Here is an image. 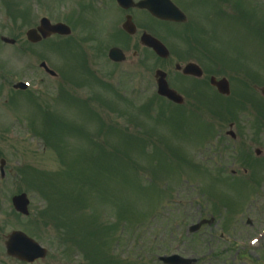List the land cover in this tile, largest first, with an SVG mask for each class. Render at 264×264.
Masks as SVG:
<instances>
[{"label":"rangeland","instance_id":"374dc122","mask_svg":"<svg viewBox=\"0 0 264 264\" xmlns=\"http://www.w3.org/2000/svg\"><path fill=\"white\" fill-rule=\"evenodd\" d=\"M28 1L6 0L4 2L0 0L3 5L0 6V35L25 36L26 30L32 23H37L43 15L59 19L71 11L77 14L79 8L72 5L71 0H65V3L58 0H42L36 2L33 7ZM25 4L29 10L26 14L28 18L25 12H14V9L19 6L21 9L26 7ZM261 6L264 7V3ZM31 10L33 12H30ZM258 29L264 36V15L259 19ZM83 30H87V27H77L75 35L77 38L74 41L80 42L79 38ZM231 30L234 32L232 34H236V30ZM222 32V29H216L208 35L216 36L220 41L214 44V40L209 39L211 44L208 47H213L209 66L222 69L232 78L246 82L253 79L252 75H248L249 73L264 74V42L257 33H251L250 37L247 32L240 33L249 38H237L236 35L240 36L239 33L232 35L233 41H228L226 44V37ZM226 32L229 33V31ZM252 32H254L253 28ZM201 33L202 35L208 34L205 29H202ZM97 35L98 33L95 36ZM198 40L202 41L203 38L199 37ZM0 48H2L0 49V70L12 75L13 81L28 68L34 67L26 63L28 56L24 58L17 54L16 47L0 44ZM84 49L89 58V68L98 70L94 74L98 73L99 77L95 76L102 80L99 81L89 76L90 84L88 86L85 84L86 89L79 90V94L85 95V99L89 98L87 97L88 87L92 90H90L91 93H94L91 96L93 98L86 102L89 109L86 108L85 103L81 108L84 121L80 117L77 122L71 119L66 120V124H63L66 129L61 124H54V129L51 130L53 136L59 134L62 138L67 132L74 131L80 134L78 126L83 125V132L86 134L81 139L82 144L80 136L71 135L63 143L65 146L59 143L58 147H54L50 143L49 149L45 150L44 143L38 138L37 132L44 134L49 127L45 123L55 121V117L51 118L50 115L44 116V123L37 119L38 116L36 117L38 122L30 123L29 113L25 112L22 116L20 110L14 109L17 118H14L13 111H11V113H5L7 119L4 122L0 120V157L7 159L6 173L4 177L0 176V219L3 221V230L13 225L18 226L17 224H21V227L28 231H39V227H43L38 219L30 220V218L17 215L16 221L14 219L12 214L14 211L12 212L7 199H11L14 193L26 191L31 198L32 214H36L49 205L51 228H55V234L62 238L59 243L73 245L83 250L87 257L84 261L87 264L92 263L94 250L97 248L101 252V261L102 251H107L108 255V251L111 250L109 255L117 253L120 257L112 263L159 264L156 255L158 249L161 250V240L164 238L163 229L168 227L167 235L172 228L177 235L179 232L187 233L189 225L196 222L199 215L206 216L211 211L218 212L211 199H218L217 203L222 202L223 204L232 200L228 194H222L221 186L209 185L210 172L222 161L220 156L212 151L201 152L203 146L197 148L198 150L194 149L196 142L190 145L189 133H182L181 138H177L172 122H170L171 129L161 122L158 126L153 124L150 127L152 133L148 135L151 140L150 146L145 140L131 139L125 134H120L122 131L118 129L124 131L123 124L127 120L126 116L118 117L125 105L121 98L144 106L151 104L153 108L159 107V110L163 106L165 115L170 118H175L173 108L156 98L152 92L144 95V91L153 88L155 84L153 82L149 86L143 85L139 82V75L137 78L128 79L119 74L117 77L115 75V77H107L104 80L111 84L102 82L107 67L101 59L96 61L98 52L94 50L92 44H84ZM74 50L81 51L79 43L74 44V48L70 49L71 56L76 58L77 54ZM30 51L33 53L32 50ZM51 58V61H54L58 57L53 54ZM80 77L82 83L88 81L83 75ZM263 77H257L261 81L259 83H264ZM52 80L51 77L48 79L43 77L41 87L56 84L50 83ZM73 87H75L73 82L68 85L70 91L77 94V90ZM137 90L142 93L137 94ZM4 92H6L5 88ZM127 93L132 99H127ZM141 95L144 99L140 98ZM37 101H40V108L43 109L42 97H39ZM120 106L121 109H119ZM233 107L227 106L225 109L218 108V110L213 107L215 110L210 115L211 121L221 122L223 118L232 117L230 112L234 109ZM74 114L76 116V113ZM88 135L92 138L87 137ZM70 144L73 148L78 145L80 149L82 146L84 154L82 164H79L76 157L68 160L66 148ZM70 151L77 152V150ZM229 163L233 165L232 160ZM56 173L59 175L55 176ZM262 182L263 184L258 186L259 191H255L257 193L247 189L248 193L244 195L241 190L244 196H240L239 188H237V193L230 192L235 198L228 206H225V209L230 210L227 218H233L236 215L235 219H242V222L239 220L240 223H237L235 233L228 232L227 227L226 241H217L216 235L207 234L209 228H206L197 236L195 242L191 240L189 243L186 242L182 254L197 258L205 255V259L199 258L203 260L197 264H240L242 262L245 264L248 261L256 262L260 255L262 258L261 252L237 255L235 248L236 243L240 240H248L264 225V214L258 213V210L264 212V178ZM243 187L244 185L240 186V188ZM238 197L240 199H236ZM179 199L183 201L181 206L174 204ZM252 200L255 208L246 209ZM242 212L250 214H241ZM249 215L259 219L253 226L246 224V217ZM223 216L225 217L226 214L219 216L220 223L213 226L214 229L221 230L223 223L225 225L227 220ZM49 234V232L45 233L46 240L41 239L45 245L50 244ZM156 234L160 242L155 243L154 235ZM169 239L170 237L167 236V245L170 243ZM263 244L264 242L261 249H264ZM220 251L224 256L218 260L213 258L215 254H220ZM53 252L54 248L51 249V253L55 255L56 252L54 254ZM74 253L80 254L72 259V264H78L82 261L83 253L81 251ZM240 256L244 257L241 261ZM101 261L100 264L103 263Z\"/></svg>","mask_w":264,"mask_h":264},{"label":"flooded vegetation","instance_id":"af4514ba","mask_svg":"<svg viewBox=\"0 0 264 264\" xmlns=\"http://www.w3.org/2000/svg\"><path fill=\"white\" fill-rule=\"evenodd\" d=\"M84 8L86 6L84 5ZM88 15L92 16L93 18L96 16L103 17V26L105 27L106 31L108 33H113V27L119 24L123 26V23L125 21L129 22V24H132L133 22L135 25L131 29H134L133 32L125 31L123 30V34L132 41L135 45V58L136 60L130 59L128 57L130 66L134 70H138V66H140V73L139 77L142 78L143 73L146 70V65L148 64V60L145 57H139L138 50L145 49L148 51V48L143 46L140 42V36L144 31L151 32L152 34H165V25L166 24H173L177 25L176 22H169V21H160L158 19H155L157 21H153L150 23L149 20V13L146 10L139 9L135 6L132 7H122L118 6L116 0H96V2L90 3V7L88 8ZM86 10H84L85 14ZM128 15H131L130 17L126 18ZM126 18V19H125ZM82 19L75 16L71 23L72 24H80ZM161 24H160V23ZM184 47H179L177 50V54L175 57V61L180 64H186L188 62H197L200 64L201 68L203 69V74L199 77L195 75H188L185 74L182 70L178 69L176 70L175 74L177 75L175 78V88L178 92L182 94L184 97V101L181 105H188V107H191L192 105H195L197 100V96H199L202 100V102L206 103L208 101L209 95L212 93V91H216V88L210 84V78L213 76V73L210 71L207 72L204 61L201 62V58L203 57V53L199 49H191L192 51H186ZM162 65H165V61L161 60L159 61ZM137 75V74H136ZM211 85V86H210ZM233 123V126L237 128L236 134L234 137L230 138L234 142L233 145L239 146V150L236 149L234 146V150L237 152L239 156L242 158L234 159L238 161V164L236 165V168L232 169V173L238 174L240 170L243 172H249V162L254 159V155L252 156V150L256 152L257 158H264V133L258 132L259 126L256 127L255 130H246L244 127V123L236 125L234 122H230L229 125ZM243 129L246 131L243 133ZM243 136H242V133ZM230 140L228 141V143ZM258 146L260 148H258ZM257 147V148H256ZM250 159V160H246ZM262 171V169L260 170ZM10 260H8V264H26L25 262H22L18 259L8 257Z\"/></svg>","mask_w":264,"mask_h":264},{"label":"water","instance_id":"95a60500","mask_svg":"<svg viewBox=\"0 0 264 264\" xmlns=\"http://www.w3.org/2000/svg\"><path fill=\"white\" fill-rule=\"evenodd\" d=\"M53 30H56V31H59V32H69V30L66 27L62 26V25L55 26L53 28ZM28 34H29L30 37H33V36L36 35L35 31H30ZM113 52L115 54L116 50H113ZM220 89L224 92L226 90L225 85H221L220 84ZM159 93H161L163 95H166V96H168L171 99L177 100L176 94H174V91H172L168 87L166 82H162V81L160 82V84H159ZM263 93H264V89H263ZM14 201H15L16 207L19 210H21L23 212H27L28 200H27L26 194H21V195L15 196L14 197ZM15 235L17 237H19L20 234L16 233ZM12 252L16 253L17 255L26 254L28 256L31 255L32 257H37V256L42 254L40 249L35 248L33 246L29 247V246L20 245L18 243V241L13 243V251Z\"/></svg>","mask_w":264,"mask_h":264}]
</instances>
